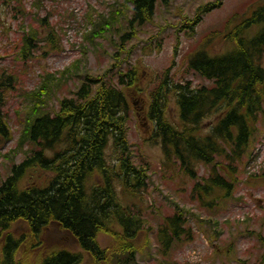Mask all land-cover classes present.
<instances>
[{"label": "trees", "instance_id": "1", "mask_svg": "<svg viewBox=\"0 0 264 264\" xmlns=\"http://www.w3.org/2000/svg\"><path fill=\"white\" fill-rule=\"evenodd\" d=\"M168 2L131 0V16L127 6L123 14L117 7L115 17L105 19L99 14L102 20L97 21L93 10L86 17V27L92 29L85 40L91 43L113 33L119 39L110 68L102 75L78 78L73 95L58 100L55 110L49 108L58 99L52 93L55 76L47 75L37 89L23 94L25 104L17 112L22 127L18 145L27 146L28 152L0 185V264H82L85 254L97 264H137V240L150 228L146 229L140 210L125 204L123 196L138 194L147 186L146 169L135 163L128 140L129 98L136 100L142 90L143 72L120 59L119 49L137 34V28L153 20L158 6ZM33 6L40 10L43 1L36 0ZM19 7L17 14L25 17L22 4ZM39 12L34 18L47 31L43 34L32 27L25 32L23 58L35 46L41 49L40 43L51 49L57 45L56 28L46 25ZM61 16L65 22L75 18L72 12ZM121 18L126 19L125 30ZM225 39L231 45L227 52L213 56L199 49L188 58L186 71L208 85L194 87L192 81H176L169 70L164 71L148 91L146 113L152 124V142L161 145L169 164L177 165L194 181L192 199L210 208L222 206L233 196L235 175L260 137L264 5ZM19 81L17 75L0 69V137L6 142L12 141L13 132L5 107ZM172 102L175 118L171 116ZM199 164L209 167L206 177L199 175ZM38 171L45 174L43 184L28 180ZM193 217L190 210L176 206L173 214L161 219L156 242L165 256L177 243L195 239ZM20 226L27 228L26 234L19 232ZM52 227L71 235L80 251L46 242L44 237ZM101 234L114 241L108 250L99 242Z\"/></svg>", "mask_w": 264, "mask_h": 264}, {"label": "rangeland", "instance_id": "2", "mask_svg": "<svg viewBox=\"0 0 264 264\" xmlns=\"http://www.w3.org/2000/svg\"><path fill=\"white\" fill-rule=\"evenodd\" d=\"M35 1L0 0V69L8 70L20 80L17 91L9 93L5 107L13 139L6 142L0 137V185L11 174L12 166L20 164L28 152L27 146L20 148L18 145L22 127L17 112L22 111L25 104L23 94L37 89L42 79L53 75L58 79L52 93L58 99H54L49 108L57 109L58 100L73 95L79 86L78 78L104 74L113 63L112 55L117 52L115 43L119 39L114 33L91 43L85 40L84 35L92 29L86 27L89 13L96 12L92 13L96 21L99 14L105 19L110 15L115 17L117 7L122 10L119 11L121 14L127 7L129 15L132 14L131 0H42L40 10L33 6ZM20 4L25 17L17 14ZM263 5L264 0H169L158 6L153 20L137 28V34L119 49L120 59L128 60L130 65L143 72L142 90L137 93L138 97L135 96L136 100L129 98L128 140L135 163L146 169L147 186L138 194L123 196L125 204L140 210L146 229L150 228L137 240L140 247L137 264H264V120L259 125L258 141L235 175L237 184L233 196L222 206L210 208L203 206L197 198L192 199L194 181L181 173L177 165L169 164L161 145L152 142V124L146 116L150 101L148 91L155 77L169 70L176 81L189 80L194 87L208 85L186 71L189 56L199 49H206L213 56L227 52L231 45L225 39L226 34ZM37 11L46 25L56 28L57 45L51 49L40 43L41 49L38 48L40 45L35 46L23 58L25 32L32 27L43 34L47 31L35 20ZM49 11L54 12L49 15ZM66 12L74 13L75 18L65 22L61 14ZM120 21L125 30L126 19ZM68 69L73 72L69 76L64 73ZM171 116H177L173 102ZM197 169L200 176L208 175L209 167L199 164ZM29 177L28 180L34 178L43 184L45 174L38 171ZM176 206L195 214L191 223L195 239L177 243L165 256L158 249L156 232L161 219L173 214ZM19 232L26 234L27 228L20 226ZM44 240L54 247L64 244L73 251H80L73 237L57 227L48 230ZM99 242L106 250L114 245L113 239L106 234L99 236ZM82 264L97 263L85 254Z\"/></svg>", "mask_w": 264, "mask_h": 264}]
</instances>
